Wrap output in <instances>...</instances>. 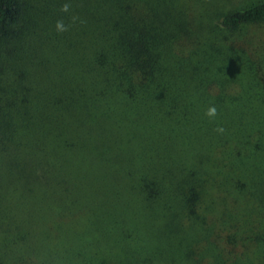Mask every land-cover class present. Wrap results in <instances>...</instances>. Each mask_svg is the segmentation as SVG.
I'll use <instances>...</instances> for the list:
<instances>
[{
  "label": "trees",
  "instance_id": "trees-1",
  "mask_svg": "<svg viewBox=\"0 0 264 264\" xmlns=\"http://www.w3.org/2000/svg\"><path fill=\"white\" fill-rule=\"evenodd\" d=\"M191 2L0 0V58L13 62L26 48L52 50L35 64L43 80L30 95L13 84L5 100L0 96L1 155L18 147L26 155L8 157L4 167L21 173L30 167L31 219L42 230V238L28 237L27 218L4 227L0 264L70 256L71 235L80 234L95 209L118 203L196 223L200 240L188 245L196 255L214 242L209 258L264 260V220L241 219L239 210L250 200L264 209V166L255 162L264 153V114L235 112L238 85L197 73L216 57L202 49L192 59L202 40L187 39L182 10ZM64 3L71 5L67 13ZM58 20L67 31L56 30ZM263 23L264 0L220 19L229 31ZM253 36L223 40L253 59L264 91V42ZM225 55L216 69L226 68ZM210 105L228 112L209 118Z\"/></svg>",
  "mask_w": 264,
  "mask_h": 264
},
{
  "label": "rangeland",
  "instance_id": "rangeland-1",
  "mask_svg": "<svg viewBox=\"0 0 264 264\" xmlns=\"http://www.w3.org/2000/svg\"><path fill=\"white\" fill-rule=\"evenodd\" d=\"M259 1L263 0H194L190 6L185 4L186 9L182 10L184 11L182 17L188 28L187 39L202 40L198 44V49L192 53V59L201 57L202 49L205 51L204 55L211 53L216 57L212 64L208 65V71L200 70L197 73H207L209 74L207 78L228 79L237 84L236 88L240 90L238 97H240L241 106L234 111L247 115L264 114V91L262 87H259L260 84L255 82L252 74L253 59L245 53L242 55L239 49L227 48L223 38L227 40L226 42L235 43L241 38L254 35L253 37L264 42V23L229 31L220 25V19L228 12ZM180 34L183 35L181 32ZM212 42L217 43L214 48L210 46ZM2 49L4 44L0 43V52ZM216 49L220 54L216 55ZM50 50L51 47L49 49L48 46L34 51L26 48L20 54L21 58L13 62H7L8 60L4 57L0 58L2 61L0 87L4 90L2 94L0 92V96H3L5 100L10 93L7 90L13 84L24 87L25 94L29 95L31 88L34 90L37 84L41 85L43 79L40 80L37 76L38 70L35 64L44 57L51 58L52 50ZM225 54L228 55L225 61L226 68L216 69V66L218 68L224 62ZM261 55L264 58V50ZM186 68V71L190 73V67L187 65ZM16 96L21 98L20 90ZM217 111L228 112L221 109ZM11 151L8 156L10 158H13L15 154L19 159L26 156L23 147L14 148ZM1 153L0 151V231L4 227L14 228L27 218V221L30 219L29 224L22 226L29 228L26 230L30 233L27 236L42 238V230L33 228L35 225L31 219L33 207L28 199L31 193L27 190L30 187V167L25 165L24 173L16 167L9 170L4 167V161L8 157ZM256 155V165L264 166V153L259 152ZM253 168L250 166V169L246 168V170L250 171V175L255 178L257 170ZM256 180L262 182L259 178ZM254 194L257 200L255 191ZM250 201H246L244 208H239L240 218L242 219L244 214H252L253 222L264 220V216L263 218L260 216L264 209L254 207ZM21 202L26 203L20 207ZM112 205H102L95 209L91 222L85 228L82 227L80 234L71 235L70 256L62 254L59 258H33L31 261L36 260L40 264H264L263 259L261 261L260 258H241L239 255V258H209L210 251H216L213 247L216 245L214 242L206 247L202 255H196L197 253L194 254L188 247L192 241L200 240V226L196 223L182 224L179 220L170 217V214L161 219L151 211H146L144 207L139 210L136 206H125L119 203ZM35 230L38 232L35 233ZM233 234L237 240L238 233Z\"/></svg>",
  "mask_w": 264,
  "mask_h": 264
},
{
  "label": "clouds",
  "instance_id": "clouds-1",
  "mask_svg": "<svg viewBox=\"0 0 264 264\" xmlns=\"http://www.w3.org/2000/svg\"><path fill=\"white\" fill-rule=\"evenodd\" d=\"M70 7H71V5H70L69 3H64V4L61 5L60 10H61L62 12L67 13V12L70 10ZM73 19H75V18H73ZM55 27H56V30H57L58 32H65V31L68 30V26L65 25V23L63 22V20H58V21L56 22ZM205 115L208 116L209 118L214 119V118L218 115V111H217L216 106H215V105H210V106L206 109V111H205ZM216 131H217L218 133H223L224 129H223V127H217Z\"/></svg>",
  "mask_w": 264,
  "mask_h": 264
}]
</instances>
